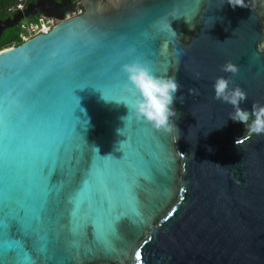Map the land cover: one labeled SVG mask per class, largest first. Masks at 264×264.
Returning a JSON list of instances; mask_svg holds the SVG:
<instances>
[{
	"label": "water",
	"instance_id": "obj_1",
	"mask_svg": "<svg viewBox=\"0 0 264 264\" xmlns=\"http://www.w3.org/2000/svg\"><path fill=\"white\" fill-rule=\"evenodd\" d=\"M245 3L36 0L0 21L60 18L0 51L3 264H264V135L213 89L231 61L241 107L264 104V0ZM136 60L182 86L178 130L128 115Z\"/></svg>",
	"mask_w": 264,
	"mask_h": 264
},
{
	"label": "clouds",
	"instance_id": "obj_2",
	"mask_svg": "<svg viewBox=\"0 0 264 264\" xmlns=\"http://www.w3.org/2000/svg\"><path fill=\"white\" fill-rule=\"evenodd\" d=\"M227 3L233 9L248 7L245 0H227ZM258 47L264 51V43ZM121 70L129 82L124 85V91L127 93L124 104L129 110L128 115H134L137 121L147 122L155 130L166 134L178 130L175 121L179 119V114L175 110V102L177 92L182 86L176 77L155 75L149 65L140 60L123 64ZM220 70L231 75L220 76L215 80L214 99L232 106L233 111L229 113L228 119L244 125L246 138L264 135V104L254 103L250 110L242 108L241 105L247 101V93L240 86H233L232 77L239 73V66L228 61L221 65ZM179 100L183 103V96H180Z\"/></svg>",
	"mask_w": 264,
	"mask_h": 264
},
{
	"label": "built area",
	"instance_id": "obj_3",
	"mask_svg": "<svg viewBox=\"0 0 264 264\" xmlns=\"http://www.w3.org/2000/svg\"><path fill=\"white\" fill-rule=\"evenodd\" d=\"M29 0H15L8 8L7 12L9 14H20L22 13L27 5ZM83 12L82 7H77L76 10L72 13H65L62 19H68L72 16L79 15ZM60 21L58 16L53 15H37L30 19L20 20L17 25L19 28L18 38L21 42H25L28 39L36 36L38 34H46L50 29Z\"/></svg>",
	"mask_w": 264,
	"mask_h": 264
},
{
	"label": "trees",
	"instance_id": "obj_4",
	"mask_svg": "<svg viewBox=\"0 0 264 264\" xmlns=\"http://www.w3.org/2000/svg\"><path fill=\"white\" fill-rule=\"evenodd\" d=\"M15 0H0V21L10 19L15 14H9L7 8L14 3ZM36 0H29V3H34ZM56 3L57 0H51ZM75 0H66V3L70 4ZM19 28L15 26L6 29L0 36V51L20 45L22 42L18 38Z\"/></svg>",
	"mask_w": 264,
	"mask_h": 264
},
{
	"label": "snow or ice",
	"instance_id": "obj_5",
	"mask_svg": "<svg viewBox=\"0 0 264 264\" xmlns=\"http://www.w3.org/2000/svg\"><path fill=\"white\" fill-rule=\"evenodd\" d=\"M4 227H5L4 221L2 219H0V236H2V234H3ZM14 243L15 242H11V243L6 244L4 240L0 239V264H3V260H2L3 253L5 252V250L13 247ZM136 257H137V260L140 259V253L139 252L136 253ZM23 264H31L30 258L25 256Z\"/></svg>",
	"mask_w": 264,
	"mask_h": 264
},
{
	"label": "flooded vegetation",
	"instance_id": "obj_6",
	"mask_svg": "<svg viewBox=\"0 0 264 264\" xmlns=\"http://www.w3.org/2000/svg\"><path fill=\"white\" fill-rule=\"evenodd\" d=\"M60 0H57L56 3H58ZM68 4V3H67Z\"/></svg>",
	"mask_w": 264,
	"mask_h": 264
}]
</instances>
